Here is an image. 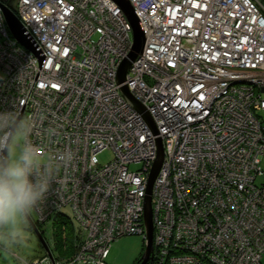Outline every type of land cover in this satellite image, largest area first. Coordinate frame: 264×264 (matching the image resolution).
Masks as SVG:
<instances>
[{"label":"built area","instance_id":"built-area-1","mask_svg":"<svg viewBox=\"0 0 264 264\" xmlns=\"http://www.w3.org/2000/svg\"><path fill=\"white\" fill-rule=\"evenodd\" d=\"M130 2L141 25L146 16L150 23L123 81L132 27L114 0H15L38 54L0 13V112L15 105L36 116L31 139L41 160L64 156L53 161L61 170L35 211L38 223L60 213L80 235L70 258L21 262L105 264L115 238L139 233L147 243L144 197L160 139L151 264H263L264 6ZM105 148L114 155L100 163Z\"/></svg>","mask_w":264,"mask_h":264},{"label":"clouds","instance_id":"clouds-1","mask_svg":"<svg viewBox=\"0 0 264 264\" xmlns=\"http://www.w3.org/2000/svg\"><path fill=\"white\" fill-rule=\"evenodd\" d=\"M14 109L0 112V247L5 249L26 246L30 218L61 170L53 161L64 159L58 155L43 162L31 139L36 116L20 118ZM67 158L73 160L71 150Z\"/></svg>","mask_w":264,"mask_h":264},{"label":"rangeland","instance_id":"rangeland-1","mask_svg":"<svg viewBox=\"0 0 264 264\" xmlns=\"http://www.w3.org/2000/svg\"><path fill=\"white\" fill-rule=\"evenodd\" d=\"M1 1H3L2 2L3 5H1V7L2 8L7 7L14 14V16L19 20V22H20V24L24 30V33L28 36V33H27L28 31L27 32L25 31V28L23 27V25L20 21V17L18 15L17 11L13 8L12 4L15 2V0H1ZM129 2H130V0H129ZM7 3H9V4H7ZM131 5L134 7V5L132 3H131ZM3 12H4V9H3ZM1 15H2V17L5 18L4 13H2ZM30 36H32V35H30ZM28 38L30 39L29 36H28ZM0 44L5 45V43H0ZM8 51H9V49H8ZM7 53L9 54V52H7ZM4 60H5V63L8 64V61L6 59H4ZM130 64H131V62H130ZM130 66H129V68H130ZM128 69L126 70L125 75H127ZM258 114H259V116L264 118V110H259ZM17 115L20 118L25 117L24 112H21V111L19 113H17ZM113 155H114V153H113V150L111 148H105V149H103L97 153L98 160L100 163L108 162L110 159L113 158ZM262 163H263V168H264V157L262 159ZM138 165L139 164H137V163L130 164V167L134 168V167H137ZM146 194H147V192H146ZM145 197H146V195H145ZM65 211H68V214H70L68 208H65ZM31 219L34 222L36 220L35 223L38 222V218H37V215L35 212L33 213ZM29 228H30V239L28 240L26 246H24L22 248L16 247V248H12V249H5L3 247H0V264H24L21 262L22 261L21 258L31 259V258L36 257V256L37 257L43 256L44 254L49 255L48 252L44 249L42 242L39 239V237L37 236V234L35 233V231L30 227V224H29ZM39 229H40L41 235H42L44 241L46 242V244L48 245L49 249H51L55 252L53 241H52V223L49 220H47L44 223H42L41 225H39ZM147 241H148V239H147ZM145 244H146L145 239L143 238L142 234L130 233V234L121 235V236L115 238L114 240H112V242L110 243L109 252H108L107 256L105 257V264H134L137 261V258L143 252V250L145 248ZM14 253L17 255L15 256ZM73 253H74V251L66 258H70V256H72ZM49 256L51 257V255H49ZM261 260L264 264V253L262 254Z\"/></svg>","mask_w":264,"mask_h":264},{"label":"water","instance_id":"water-1","mask_svg":"<svg viewBox=\"0 0 264 264\" xmlns=\"http://www.w3.org/2000/svg\"><path fill=\"white\" fill-rule=\"evenodd\" d=\"M114 1L121 7V9L125 13L132 27V38H133L132 50L130 51L128 57L124 58L123 61L121 62L119 70H118V75H117L118 81H122L125 78V72L129 68L131 60L135 59L141 53L144 40H145V36H144V31H143L141 22L138 16L136 15L133 9V6L129 2V0H114ZM4 14H5V18H6L7 24L10 28L12 35L22 45L34 51L36 54H38V51L35 49V46L30 41L28 36L24 33V30L19 20L14 16V14L7 7H4ZM122 89H123L124 94L127 96V98L130 101H132L133 104L139 110H143V106H141V104L135 101V99L128 92L125 85L122 86ZM146 116L148 117V114ZM162 158H163V148L161 145V140L159 139L157 157L153 163V166L151 168V171L148 177L147 190H146L147 194H146L145 201H144V221L146 225V233H147L148 241L145 244V248L140 256V258L143 259V261L146 257H148V255L150 254L151 248H152L153 222H152L150 193H151L153 181L160 168ZM30 227L35 231V233L41 240L44 249L48 252L49 255L52 256V253L48 245L44 241L36 223L31 218H30Z\"/></svg>","mask_w":264,"mask_h":264},{"label":"trees","instance_id":"trees-1","mask_svg":"<svg viewBox=\"0 0 264 264\" xmlns=\"http://www.w3.org/2000/svg\"><path fill=\"white\" fill-rule=\"evenodd\" d=\"M259 1L264 6V0H259ZM47 220H49L52 223V241L55 252L50 249L51 253L54 256L56 257L58 256L60 258L68 257L74 251L76 243L77 241H79V237H80L79 233L75 231V227L73 225L75 222L73 223L71 218H69L67 215H63L60 213H57L54 216L49 217ZM45 221L36 223L38 229H39V225H41ZM104 262H105V258H104ZM150 264H151V260H150Z\"/></svg>","mask_w":264,"mask_h":264},{"label":"bare ground","instance_id":"bare-ground-1","mask_svg":"<svg viewBox=\"0 0 264 264\" xmlns=\"http://www.w3.org/2000/svg\"><path fill=\"white\" fill-rule=\"evenodd\" d=\"M2 2H3V1L0 0V13H1V14L4 13V12H3V9H4V8L1 7V5H3ZM108 4H109V1H108V3H105L106 6H108ZM254 4L256 5L255 2H254ZM256 6H257V5H256ZM145 12H146V11H145ZM116 15H119V12H117ZM146 18H147L146 21H145L144 23L142 22V23H143L142 28L145 27V26H148L149 23H150V18H149V16H146ZM3 19H4V25H5L6 29H7L8 31H10L9 26H8V24H7V21H6V18L3 17ZM144 25H145V26H144ZM67 26H68V23H65V24H64V30L67 29ZM57 28L59 29L60 26H58ZM144 29H145V28H144ZM144 29H143V31H144ZM156 29H157V28H155V29H153V30L156 31ZM125 30H126V32H128V33L130 32V28H129V27H126ZM10 33H11V31H10ZM11 34H12V33H11ZM155 52H156V49H155V48H152V52L148 53V55H150V54H154ZM122 81H123V80H122ZM137 84H138V83H137ZM135 85H136V84H134V86H135ZM135 87H136V86H135ZM135 87H134V88H135ZM145 161H146V159L143 160V163H145ZM24 263H25V262H24ZM25 264H26V263H25Z\"/></svg>","mask_w":264,"mask_h":264},{"label":"flooded vegetation","instance_id":"flooded-vegetation-1","mask_svg":"<svg viewBox=\"0 0 264 264\" xmlns=\"http://www.w3.org/2000/svg\"><path fill=\"white\" fill-rule=\"evenodd\" d=\"M140 256L137 258V261L134 264H150V260H151L150 254L148 255V257L144 259V261L143 259L140 258Z\"/></svg>","mask_w":264,"mask_h":264}]
</instances>
